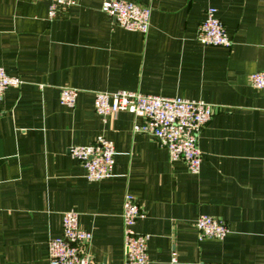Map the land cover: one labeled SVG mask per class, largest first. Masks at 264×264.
I'll list each match as a JSON object with an SVG mask.
<instances>
[{
	"label": "crops",
	"instance_id": "obj_1",
	"mask_svg": "<svg viewBox=\"0 0 264 264\" xmlns=\"http://www.w3.org/2000/svg\"><path fill=\"white\" fill-rule=\"evenodd\" d=\"M104 0L56 7L47 0H0V67L21 85L0 96V264H47L46 242L73 211L90 233L95 263L122 264L121 202L144 216L148 264H264V0H124L149 7L145 34L123 30L100 11ZM213 8L228 47L195 41ZM76 89L72 108L58 102ZM119 90L198 100L212 106L190 174L126 112L97 116L95 92ZM97 137L113 145L111 177L84 178L67 149ZM224 223L221 240L197 241L194 221Z\"/></svg>",
	"mask_w": 264,
	"mask_h": 264
},
{
	"label": "built area",
	"instance_id": "obj_2",
	"mask_svg": "<svg viewBox=\"0 0 264 264\" xmlns=\"http://www.w3.org/2000/svg\"><path fill=\"white\" fill-rule=\"evenodd\" d=\"M47 1L48 20L53 18L56 7H71L77 2ZM149 10L147 6L124 0H104L100 5V11L110 17L115 26L140 34H145L148 30ZM195 41L202 46L230 45L213 8L205 10L204 19L196 29ZM248 81L252 88L264 90V71L251 73ZM21 83L17 77L6 75L0 67V96L7 88L16 89ZM76 93V89L61 88L59 104L72 108ZM92 107L94 113L102 118L120 112L139 118L140 123L132 126L133 133L152 137L165 149L170 162L181 161L190 174L198 172L201 153L196 146V140L200 130L212 116L211 105L180 97L166 98L119 90L111 93L95 92ZM67 153L81 165L86 181L98 182L111 177L114 150L110 141L97 137L90 144L69 147ZM143 216L144 212L135 204L133 197L124 193L121 202L124 248L122 264H148V235L137 233L133 229L136 221ZM194 229L197 241L221 240L228 232L223 222L207 215H200L195 219ZM90 239V233L78 227L76 213L63 212L60 218V234L46 242L47 264H97L88 252Z\"/></svg>",
	"mask_w": 264,
	"mask_h": 264
}]
</instances>
